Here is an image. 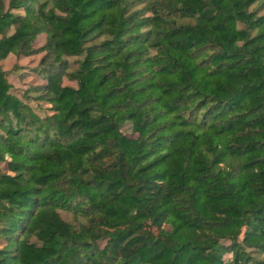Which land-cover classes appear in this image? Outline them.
<instances>
[{
  "label": "trees",
  "instance_id": "obj_1",
  "mask_svg": "<svg viewBox=\"0 0 264 264\" xmlns=\"http://www.w3.org/2000/svg\"><path fill=\"white\" fill-rule=\"evenodd\" d=\"M0 264H264V0H0Z\"/></svg>",
  "mask_w": 264,
  "mask_h": 264
},
{
  "label": "rangeland",
  "instance_id": "obj_2",
  "mask_svg": "<svg viewBox=\"0 0 264 264\" xmlns=\"http://www.w3.org/2000/svg\"><path fill=\"white\" fill-rule=\"evenodd\" d=\"M42 37V36H41ZM41 37H38L35 41V45H40L42 43ZM38 55H32V56H27V57H22V58H17L14 55H10L2 60V66L7 70V77L9 80L15 85L17 88H22L27 86V83L32 84L34 82L40 83L41 81H44V79L41 78V76L33 69L31 65L35 64L36 61L38 60ZM71 66L75 65V58L74 56H71L69 58ZM21 63L25 65V70L21 71L18 68L16 69L14 63ZM66 82L74 84L75 82L72 80H67L65 79ZM122 129L127 132L128 134H136V132H132L129 128L128 124H123ZM61 215L69 220V221H74L73 216L71 212L60 209ZM253 240L259 241L262 238L260 236H251ZM228 254H226L227 256Z\"/></svg>",
  "mask_w": 264,
  "mask_h": 264
},
{
  "label": "crops",
  "instance_id": "obj_3",
  "mask_svg": "<svg viewBox=\"0 0 264 264\" xmlns=\"http://www.w3.org/2000/svg\"><path fill=\"white\" fill-rule=\"evenodd\" d=\"M42 36V37H41ZM38 37H41V38H43L42 40V43L44 42V39H45V32H39L37 35H36V37H35V39H34V41L38 38ZM34 41H33V45L34 46H40V45H35L34 44ZM42 53L43 52H38V53H33V54H29V55H20V56H17L15 53H13V52H10L6 57H8V56H10V55H14L15 57H17V58H22V57H27V56H32V55H38L39 57H38V60L36 61V63L35 64H33V65H31L32 67L33 66H35L37 63H38V61H39V58H40V56L42 55ZM5 57V58H6ZM4 59V58H3ZM3 59H1V62H2V60ZM2 64V63H1ZM15 64V63H14ZM16 64H18V65H20L21 67L19 68V70H21V71H24L25 70V68L27 67H25V65H23V64H21V63H18L17 61H16ZM4 68V67H3ZM41 82H43V81H41ZM37 83V82H36Z\"/></svg>",
  "mask_w": 264,
  "mask_h": 264
}]
</instances>
